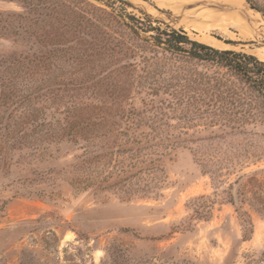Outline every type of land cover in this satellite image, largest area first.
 Here are the masks:
<instances>
[{"label": "rangeland", "instance_id": "1", "mask_svg": "<svg viewBox=\"0 0 264 264\" xmlns=\"http://www.w3.org/2000/svg\"><path fill=\"white\" fill-rule=\"evenodd\" d=\"M128 1L137 16L145 11L163 22L155 25L199 40L173 10ZM195 1L218 9L222 0ZM244 2L264 18V0ZM34 3L0 0V264H264V174L261 183L236 182L264 161L226 164L234 139L216 138L224 132L196 112L192 88L168 72L148 80L160 91L150 94L118 73L132 58L111 60L97 34ZM261 45L223 49L254 54ZM169 83L181 94L171 95ZM91 105L144 110L159 121L153 134L171 137L153 140L143 126L140 144L71 139L69 110ZM206 205L210 218H200Z\"/></svg>", "mask_w": 264, "mask_h": 264}, {"label": "trees", "instance_id": "2", "mask_svg": "<svg viewBox=\"0 0 264 264\" xmlns=\"http://www.w3.org/2000/svg\"><path fill=\"white\" fill-rule=\"evenodd\" d=\"M24 1L35 5V0ZM36 1L49 3L48 8L56 19L64 20L72 29H85L97 34L107 47L100 53L106 52L111 60H118L117 56L132 58L135 62L124 65L118 73L130 76L141 88H148L150 94H159L160 91L148 80L168 72L172 73L177 85L185 83V91L192 88L199 103L196 112L201 116L208 114L209 124L224 132L216 138L221 141L227 137L234 139V145L225 150L226 164L234 167L250 161L255 164L264 161V132L247 128L257 123L264 126V60L254 54L216 48L191 38L184 29L166 23L165 27L155 25L154 22L162 21L154 20L145 11H141L142 16H137L129 11L134 5L128 0H99L104 5L89 0ZM121 83L117 82L116 86ZM177 85L169 83L165 87L173 90L171 95L177 96L181 94L175 90ZM128 89L123 87L122 90L127 93ZM69 111L71 118L67 133L71 139L82 137L95 144L97 140L101 142L109 137L112 143L118 144L119 140L120 144L121 136H126V143L140 144L139 135L142 133L136 129L143 126L151 128L153 140L171 137L163 131L160 135L153 134V126L159 121L144 110L105 109L103 105H91L84 108L73 106ZM122 124L127 127L119 130ZM130 130H134L132 137ZM241 136L243 138L238 139ZM146 140L150 141V138ZM263 174L264 168H260L252 174H243L236 182L247 177L261 183L259 176ZM81 182L72 180L76 188L81 186ZM205 208L208 211L197 214L208 219L211 206L206 205Z\"/></svg>", "mask_w": 264, "mask_h": 264}, {"label": "bare ground", "instance_id": "3", "mask_svg": "<svg viewBox=\"0 0 264 264\" xmlns=\"http://www.w3.org/2000/svg\"><path fill=\"white\" fill-rule=\"evenodd\" d=\"M153 1L159 6L173 10L180 20L195 26V31L200 36L199 41L203 43L219 49L241 42L251 41L263 44L264 18L252 8L247 7V2L243 3L246 0H222L219 1V6H216L218 9L199 6V1L195 0ZM207 15L212 18L199 20ZM253 52L258 58L264 60V46L255 47Z\"/></svg>", "mask_w": 264, "mask_h": 264}, {"label": "water", "instance_id": "4", "mask_svg": "<svg viewBox=\"0 0 264 264\" xmlns=\"http://www.w3.org/2000/svg\"><path fill=\"white\" fill-rule=\"evenodd\" d=\"M246 1H247V0H246ZM247 3H248V2H247ZM248 6H249L250 8H252V9L256 10V9H255V6L252 5L251 3H248Z\"/></svg>", "mask_w": 264, "mask_h": 264}]
</instances>
